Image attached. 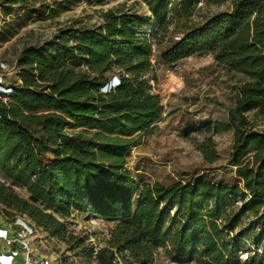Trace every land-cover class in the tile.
I'll return each mask as SVG.
<instances>
[{
    "label": "trees",
    "instance_id": "trees-1",
    "mask_svg": "<svg viewBox=\"0 0 264 264\" xmlns=\"http://www.w3.org/2000/svg\"><path fill=\"white\" fill-rule=\"evenodd\" d=\"M142 1L162 29L170 24L166 0ZM42 2L0 0L28 11ZM148 23L105 11L96 26L60 28L49 40L20 49L19 84L4 86L10 92L0 102V176L23 189L28 201L0 186V205L51 237L66 231L51 213L112 222L107 249L95 253L100 264H153L158 251L176 264H239L241 253V264H264V130L252 129L244 115L264 102V0H230L228 12L186 26L157 54L166 67L210 54L246 78L226 122L204 125L211 135L232 132L226 163L234 168V185H141L124 171L134 139L161 117L144 79L151 45L138 31ZM197 150L207 164L217 159L210 137Z\"/></svg>",
    "mask_w": 264,
    "mask_h": 264
},
{
    "label": "rangeland",
    "instance_id": "rangeland-1",
    "mask_svg": "<svg viewBox=\"0 0 264 264\" xmlns=\"http://www.w3.org/2000/svg\"><path fill=\"white\" fill-rule=\"evenodd\" d=\"M166 1L164 18L170 24L164 29L142 0H63L61 3L43 0L40 7H35L37 11L0 4V85L8 86L18 81L15 59L21 48L49 40L60 28L96 26L105 11L149 18V23L138 33L151 45V68L144 79L151 85L150 93L158 98L161 117L134 139L125 156L124 171L141 185L156 182L168 186L174 182L186 184L200 180L237 184L234 168L226 163L233 150L232 132L211 135L204 125L226 122L227 114L243 97L242 85L246 78L217 65L210 54L190 56L171 67L164 66L157 58L158 52L177 39L186 26L198 25L212 14L228 12L230 0ZM244 115L252 129L264 130V102ZM65 131L70 132L69 129ZM208 137L217 156L211 164L205 163L197 150ZM0 186L28 201L23 189L9 185L1 176ZM51 215L65 226L61 238L51 237L26 216L0 205V225H6L18 216L34 227L36 257L45 256L51 264H100L95 253L107 249L108 233L113 223L78 213H72L67 219ZM251 254L260 255L259 251L253 250ZM245 259L246 254L241 253L239 264ZM153 264L176 263L158 251ZM184 264L201 263L193 260Z\"/></svg>",
    "mask_w": 264,
    "mask_h": 264
},
{
    "label": "built area",
    "instance_id": "built-area-1",
    "mask_svg": "<svg viewBox=\"0 0 264 264\" xmlns=\"http://www.w3.org/2000/svg\"><path fill=\"white\" fill-rule=\"evenodd\" d=\"M19 82H14L17 85ZM9 89L0 85V102L7 101ZM0 225V264H51L45 256L36 257L33 249L34 227L18 216Z\"/></svg>",
    "mask_w": 264,
    "mask_h": 264
}]
</instances>
